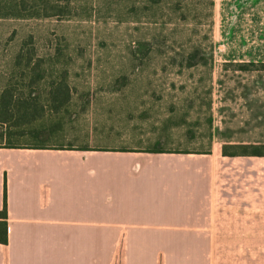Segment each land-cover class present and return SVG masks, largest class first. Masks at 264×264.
<instances>
[{
  "label": "crops",
  "instance_id": "1",
  "mask_svg": "<svg viewBox=\"0 0 264 264\" xmlns=\"http://www.w3.org/2000/svg\"><path fill=\"white\" fill-rule=\"evenodd\" d=\"M24 20L0 18V97L11 82L29 83L17 74L30 70L15 67L23 48L8 37ZM32 51L47 76L31 96L37 91L48 104V74L51 66L59 73L64 52ZM78 98L73 90L71 101ZM152 108L139 101L129 109ZM44 118V130L65 129L64 108H46ZM223 145L0 148V211L4 186L7 209L0 264H264V157L223 156Z\"/></svg>",
  "mask_w": 264,
  "mask_h": 264
},
{
  "label": "rangeland",
  "instance_id": "2",
  "mask_svg": "<svg viewBox=\"0 0 264 264\" xmlns=\"http://www.w3.org/2000/svg\"><path fill=\"white\" fill-rule=\"evenodd\" d=\"M176 1L74 0L73 18L17 25L10 46L59 48V71L81 96L65 129L27 141L200 151L264 144V71L227 65L264 63V0H180L173 11ZM139 101L153 108L129 109Z\"/></svg>",
  "mask_w": 264,
  "mask_h": 264
},
{
  "label": "trees",
  "instance_id": "3",
  "mask_svg": "<svg viewBox=\"0 0 264 264\" xmlns=\"http://www.w3.org/2000/svg\"><path fill=\"white\" fill-rule=\"evenodd\" d=\"M146 8L156 6L161 0H146ZM180 0L172 5V10H180ZM212 3V2H211ZM74 0H6L3 5L4 12H0V18L12 19H69L77 14L74 9ZM212 5V4H211ZM1 6V3H0ZM59 49V48H58ZM34 50V49H33ZM65 59V58H64ZM41 60L36 58L32 49H24L19 52L15 60L17 69H29L30 75L20 72V79H29L27 85L18 87V83L11 82L3 90L0 97V148H34L45 149L48 143L28 142L27 136L38 138L45 133V110L56 111L57 107L64 108L69 113L73 89L67 82V72L57 73L54 66L48 74L51 84V100L48 104L37 101L38 92L31 96L32 85L36 80L46 78L40 70ZM66 60H64V64ZM239 71H264V63L227 64ZM15 74L13 78H15ZM12 79V78H11ZM59 80V86H54V81ZM59 94V102L56 96ZM48 122H52L48 117ZM61 122V120H60ZM31 144V145H29ZM223 156H257L264 157V144L228 143L221 146ZM153 153H161L154 150ZM7 209L5 186L3 189V207L0 211V244H7Z\"/></svg>",
  "mask_w": 264,
  "mask_h": 264
}]
</instances>
